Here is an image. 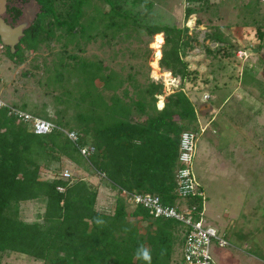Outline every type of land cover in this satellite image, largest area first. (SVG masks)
Returning <instances> with one entry per match:
<instances>
[{"label": "trees", "instance_id": "1", "mask_svg": "<svg viewBox=\"0 0 264 264\" xmlns=\"http://www.w3.org/2000/svg\"><path fill=\"white\" fill-rule=\"evenodd\" d=\"M32 1L39 9L14 48L3 43L1 34L0 44L17 66L26 61L27 52H37L43 44L49 51L59 50L50 63L34 65L44 69L39 83L51 97V106L43 102L29 108L26 100L5 101L0 106V264L12 254L43 264H173L178 248L176 262L185 264L183 244L189 228L177 218L155 216L133 195L151 194L162 206L177 210L184 204L195 206L194 219L202 216L203 196L184 198L176 190L181 137L186 130H199V112L188 91L197 86L201 92H210L205 104L214 100L211 93L219 83L211 82L240 49L230 28L215 26L207 35L224 45L214 50L206 47L216 61L211 76L203 77L185 58L197 36L186 25L146 21L148 13L136 8L143 0H131L133 5L129 0ZM187 3L186 20L210 10L218 19L222 17L210 0ZM263 3L242 2L252 21L237 26L240 33L257 27L258 49L264 48V31L255 26L254 14ZM154 5L153 0L146 1V11ZM3 8L13 21L23 12L11 3ZM95 43L101 51L111 50L110 55H87V46ZM151 45L158 50L159 65L181 76V85L165 96L160 108L158 99L165 85L150 75ZM255 72V67L246 66L242 82L255 81ZM23 74L35 75L31 70ZM15 110L54 126L36 132L32 119L26 120ZM88 146L94 150L85 155L82 150ZM54 163L59 166L52 167ZM68 163L73 170L82 168L117 190L112 211L97 207L98 186L86 176L57 174L69 171ZM44 169L54 171L55 176L44 178ZM200 188L206 192L202 184ZM31 200L45 205L34 221L21 215V203Z\"/></svg>", "mask_w": 264, "mask_h": 264}, {"label": "rangeland", "instance_id": "2", "mask_svg": "<svg viewBox=\"0 0 264 264\" xmlns=\"http://www.w3.org/2000/svg\"><path fill=\"white\" fill-rule=\"evenodd\" d=\"M146 1L150 0H143L136 7L148 13L146 21L151 19L161 23L186 25L189 26L190 33L197 36L193 49L187 51L185 58L189 60L192 68L199 69L203 77L211 76L210 71L216 61L212 54L207 52L206 47L214 50L224 45L207 37L217 28L215 26L224 30L229 27L228 31L234 42L243 49L237 50L235 58L227 59L225 64H228V67L211 82L215 84L217 81L220 86L216 87V92L211 90L214 100L211 99L205 104L210 92H201L197 86L188 91L190 98L196 102L200 118L199 128L202 130L193 158V171L207 193L204 216L206 223L216 227L230 242L229 245L220 247L218 242L213 240L212 254L218 264H264V95L261 86V82L264 85V48L258 49L256 46L260 42L257 27L244 33H240L241 29L237 28L238 25L243 26L246 20L252 21V17L241 4L246 0H210L211 5L218 8L217 13L222 16L220 19L210 10L195 13L187 20V0H153L155 5L151 11H146ZM2 2L1 6L7 4V0ZM128 2L133 5L131 0ZM12 4L22 8V15L13 21L11 14L0 8V21L1 25H4L2 29L6 34L5 38L15 43L22 29L31 23L39 8L32 0H15ZM254 16L258 20L255 26L260 25L264 31V3ZM198 18L202 19L201 23H198ZM151 46L153 51L148 57L150 75L157 81H163L165 85V93L158 99L157 105L160 108L164 105L165 96L181 85V76H175L171 70L161 67L159 59L155 60L158 50ZM87 47V55L98 54L106 58L111 52L101 51L98 43ZM57 50L59 48L49 51L43 44L37 52H27L26 61L17 66L5 53V47H0V98L7 103L26 100L30 103L29 108H33L34 103L41 105L43 102H48L51 106V97L44 93V87L39 83V79L44 76V69H37L34 65L42 66L45 61L50 63ZM114 64L117 66V62ZM246 66L255 67L256 71L255 81L248 84L243 83L241 79ZM28 70L33 71L35 75L25 76L23 72ZM187 85L191 86V83ZM224 97L229 99L222 103ZM207 113H212L213 117L205 116ZM58 166L57 163L52 165ZM67 168L69 171H59L57 174L75 176L77 173L86 176L98 186L97 207L106 211L114 209L117 190L106 186L99 176L88 175L82 168L76 172L70 163ZM55 174L47 169L42 172L44 178H52ZM44 210V203L38 200L21 203V215L28 221L36 220ZM177 252L179 253V248ZM178 253L175 254L173 264H182L176 262ZM2 264L43 262L32 257L12 254L6 255Z\"/></svg>", "mask_w": 264, "mask_h": 264}, {"label": "built area", "instance_id": "3", "mask_svg": "<svg viewBox=\"0 0 264 264\" xmlns=\"http://www.w3.org/2000/svg\"><path fill=\"white\" fill-rule=\"evenodd\" d=\"M264 1V0H261ZM3 48V44H0ZM6 104L0 98V106ZM24 116L26 120L32 119L33 128L36 132H46L52 129L53 123L40 118H33V116L27 112L15 110ZM198 131L186 130L182 133L179 162L181 167L177 171V192L181 197H189L199 194L203 196V208L201 212L202 216L195 220L193 216L195 206L183 205L177 210L175 206L165 207L160 204L159 198L154 197L151 194L140 195L134 194L133 198L136 202H142L145 206L150 208L151 213L155 216L166 215L168 217H174L184 222L189 228L185 236L183 244V256L185 264H218L212 254L213 240H217L219 246H227L230 242L224 235L220 234V231L206 223L203 214L206 212V192L201 187V183L196 177L193 171V158L195 156L197 141L202 130ZM71 136L74 134L71 133ZM94 147L88 146L83 148L85 155L93 152ZM132 199V198H131Z\"/></svg>", "mask_w": 264, "mask_h": 264}, {"label": "water", "instance_id": "4", "mask_svg": "<svg viewBox=\"0 0 264 264\" xmlns=\"http://www.w3.org/2000/svg\"><path fill=\"white\" fill-rule=\"evenodd\" d=\"M0 2H2V0H0ZM2 4H3V2H2ZM2 4H0V8H2ZM5 8V7H4ZM4 26V25H3ZM3 26L1 25V21H0V34H1V36H2V41H3V43H6V44H10L11 46H12V48H14V45L18 42V40H19V38L21 37V35L23 34V29L25 28H23L22 29V31H21V34L18 36V34H16V36H18V39L16 40V42L15 43H11L10 42V40L8 39V38H5V36H6V34L4 33V31H3Z\"/></svg>", "mask_w": 264, "mask_h": 264}, {"label": "flooded vegetation", "instance_id": "5", "mask_svg": "<svg viewBox=\"0 0 264 264\" xmlns=\"http://www.w3.org/2000/svg\"><path fill=\"white\" fill-rule=\"evenodd\" d=\"M12 2H15V0H7V3H11V5H12Z\"/></svg>", "mask_w": 264, "mask_h": 264}, {"label": "clouds", "instance_id": "6", "mask_svg": "<svg viewBox=\"0 0 264 264\" xmlns=\"http://www.w3.org/2000/svg\"><path fill=\"white\" fill-rule=\"evenodd\" d=\"M147 255H148V254H147V251H145V252H144V256L147 257Z\"/></svg>", "mask_w": 264, "mask_h": 264}, {"label": "crops", "instance_id": "7", "mask_svg": "<svg viewBox=\"0 0 264 264\" xmlns=\"http://www.w3.org/2000/svg\"><path fill=\"white\" fill-rule=\"evenodd\" d=\"M221 159H225L224 157H221Z\"/></svg>", "mask_w": 264, "mask_h": 264}, {"label": "bare ground", "instance_id": "8", "mask_svg": "<svg viewBox=\"0 0 264 264\" xmlns=\"http://www.w3.org/2000/svg\"><path fill=\"white\" fill-rule=\"evenodd\" d=\"M168 79V78H167ZM175 81V80H174ZM172 84H174V83H172Z\"/></svg>", "mask_w": 264, "mask_h": 264}]
</instances>
